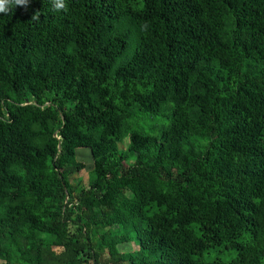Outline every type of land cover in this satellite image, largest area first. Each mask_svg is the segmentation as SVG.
Segmentation results:
<instances>
[{"label":"trees","instance_id":"trees-1","mask_svg":"<svg viewBox=\"0 0 264 264\" xmlns=\"http://www.w3.org/2000/svg\"><path fill=\"white\" fill-rule=\"evenodd\" d=\"M66 3L0 13V264H264V0Z\"/></svg>","mask_w":264,"mask_h":264},{"label":"rangeland","instance_id":"rangeland-1","mask_svg":"<svg viewBox=\"0 0 264 264\" xmlns=\"http://www.w3.org/2000/svg\"><path fill=\"white\" fill-rule=\"evenodd\" d=\"M125 147V145L121 144V148ZM77 159L79 162H83L86 165V169L81 173L72 176L71 180H76V182H81L84 185H87L89 179V172H91L94 168V161L91 151L89 149H79L77 152ZM134 244L138 248V245L136 243H132L131 245L134 246Z\"/></svg>","mask_w":264,"mask_h":264},{"label":"clouds","instance_id":"clouds-1","mask_svg":"<svg viewBox=\"0 0 264 264\" xmlns=\"http://www.w3.org/2000/svg\"><path fill=\"white\" fill-rule=\"evenodd\" d=\"M30 0H0V13H8L12 6H21L27 9ZM53 8L56 11L67 9L66 0H52ZM39 13L36 12L31 16V19H38Z\"/></svg>","mask_w":264,"mask_h":264},{"label":"crops","instance_id":"crops-1","mask_svg":"<svg viewBox=\"0 0 264 264\" xmlns=\"http://www.w3.org/2000/svg\"><path fill=\"white\" fill-rule=\"evenodd\" d=\"M131 244H132V243H128V244L120 245V246H119L120 251H121L122 253H126V252H133V251H135V250L138 249V248L135 246V244H134V246L131 245Z\"/></svg>","mask_w":264,"mask_h":264}]
</instances>
